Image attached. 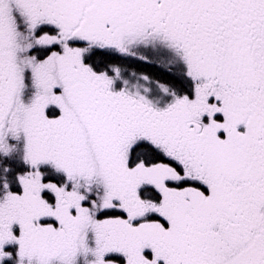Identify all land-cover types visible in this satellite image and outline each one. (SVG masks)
Instances as JSON below:
<instances>
[{"label":"snow or ice","instance_id":"1","mask_svg":"<svg viewBox=\"0 0 264 264\" xmlns=\"http://www.w3.org/2000/svg\"><path fill=\"white\" fill-rule=\"evenodd\" d=\"M0 264H264V0H0Z\"/></svg>","mask_w":264,"mask_h":264},{"label":"rangeland","instance_id":"2","mask_svg":"<svg viewBox=\"0 0 264 264\" xmlns=\"http://www.w3.org/2000/svg\"><path fill=\"white\" fill-rule=\"evenodd\" d=\"M129 64L131 65H134V66H131L129 65L130 67H137L139 70L141 69H145V68H149L150 70H152V68L148 67V66H144V65H139L138 62H135V61H127Z\"/></svg>","mask_w":264,"mask_h":264},{"label":"trees","instance_id":"3","mask_svg":"<svg viewBox=\"0 0 264 264\" xmlns=\"http://www.w3.org/2000/svg\"><path fill=\"white\" fill-rule=\"evenodd\" d=\"M128 63V62H127ZM129 64V63H128ZM129 65H131V64H129ZM131 66H134V65H131ZM141 70V69H140ZM142 71H153V69L152 70H150L149 68H145V69H142Z\"/></svg>","mask_w":264,"mask_h":264}]
</instances>
